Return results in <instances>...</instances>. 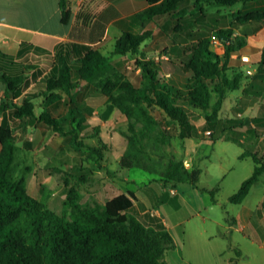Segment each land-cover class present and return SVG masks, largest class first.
<instances>
[{
	"label": "trees",
	"instance_id": "trees-1",
	"mask_svg": "<svg viewBox=\"0 0 264 264\" xmlns=\"http://www.w3.org/2000/svg\"><path fill=\"white\" fill-rule=\"evenodd\" d=\"M147 1L150 5L136 13L138 18L153 20L158 25L159 19L163 18L166 24L175 19L173 30L188 35L190 41L184 43L183 48L187 58L180 64L171 56L156 61L144 47L151 32L132 30H124L107 54L89 45L60 43L54 54L48 56L42 70L36 72L31 71L36 66L8 67L4 64L6 55L0 56V82L4 85V94L0 98V114L3 116L0 125V264H169L166 253L175 247V242L160 216L149 212L141 215L130 210L119 215L118 206H122L120 202L124 196L108 204L82 200L80 188L88 180L85 164L79 165L77 174L66 173L73 176L74 181L64 172L68 189L59 212L33 196L25 178L11 175L16 140L8 116L16 120L27 119L29 125L38 122L50 125L74 150L86 149L87 157L95 162L103 157V149L108 147L106 144H90L79 136L86 124V116L76 103V92L82 82L95 86L107 97L109 105L119 110L128 121V128L123 131L128 139L127 150L121 159L123 166H132L130 162L134 160L144 167L145 162H141L136 154L144 151L151 134H156L157 143L166 144L173 138L184 140L197 136L198 128L191 114L199 111L211 132L219 126L221 130H234L236 134L228 139L244 149L241 157L250 156L255 163L252 174L229 196V201L242 202L264 172V153L260 152L264 147V79L253 75L242 89L243 96L253 93L261 99L255 116L221 119L219 112L227 92L238 89L242 80L249 78L243 71L232 70L229 66L231 55L243 42L231 39L232 29H220L221 35L227 36L225 52L221 56L210 48V38L200 26L199 19H193V25L184 23V19L195 12H204L201 8L204 4L228 6L245 0H195L196 4L190 9L184 7L191 0ZM60 4L62 20L67 22L70 18L69 0H60ZM261 12L240 13L236 20H257ZM161 28L166 32L163 26ZM128 54L135 57V70L139 71L137 80L121 68L122 59L118 58ZM164 62L171 64L169 76ZM263 67L264 48L257 72ZM230 71L233 72L230 74ZM175 72L177 76H174ZM37 80L41 81V93L44 94L38 114L32 100L36 95L27 94L32 81ZM256 82L263 84L256 86ZM63 95L67 97V111L54 115L50 106ZM20 96L21 103L17 100ZM149 107L165 112L169 118L167 128L159 130V121ZM211 138L214 140L216 136L211 134ZM200 172L198 167L189 170L177 161L165 175L177 183L189 181L194 184ZM230 264L238 263L232 260Z\"/></svg>",
	"mask_w": 264,
	"mask_h": 264
},
{
	"label": "rangeland",
	"instance_id": "rangeland-1",
	"mask_svg": "<svg viewBox=\"0 0 264 264\" xmlns=\"http://www.w3.org/2000/svg\"><path fill=\"white\" fill-rule=\"evenodd\" d=\"M136 29L141 30L143 27ZM145 30L149 31L150 28L145 26ZM163 36L153 35L152 41H149L154 55L164 53V50L175 54L171 40L166 35ZM110 49L105 53H109ZM178 54L182 55V59L185 58L181 50ZM173 58L180 64L178 56ZM118 59H122L121 68L124 72L137 80L139 71L135 70V57L128 54ZM163 65L168 71L171 64L164 62ZM42 68L36 66L31 68V71H40ZM256 74L259 79H264V67L254 75ZM41 84L40 80L32 81V85L27 89V94L36 95L32 100L35 103L37 114L41 111L40 104L44 96L41 93ZM255 84L259 86L263 83L256 82ZM240 86H243V82ZM242 89L227 92L219 112L221 119L234 116L252 117L257 114L261 104L260 97L252 92V94L243 96ZM21 97L17 98L19 103H21ZM76 103L86 116V124L79 136L90 144L108 146L104 147L103 157L99 159V162L88 158L86 149L76 151L66 144L63 137L50 125L42 122L29 125L27 119L23 121L10 117L16 140L11 175L15 178H25L29 192L44 200L51 209L57 212L62 209V202L68 189L63 176L66 173L77 174L79 165L85 164L87 169L84 172L88 180L80 188L83 192L82 200L86 202L98 200L108 204L124 196L120 202L122 206H118L119 215H123L128 210L139 213L138 210L145 208L147 212L156 215L162 212L165 217L178 211L183 216L191 213L195 206H201L204 213L217 217L228 216L227 211L231 215L237 212L239 203L229 201L228 197L238 189L245 178L252 174L255 163L250 156L241 157L244 149L238 143L226 139L236 134L234 130H221L219 126L211 132L206 126L204 117L198 113L199 111H195L191 114V119L198 128L197 136L184 140L173 138L170 143L166 144L157 143L158 139L154 138L156 134H151L144 151L136 154L141 162H145L144 167L134 160L130 162L132 166L128 167L121 164L122 156L128 147V139L123 134V131L128 128L126 117L119 110L112 108L107 97L95 86L86 82H82L76 92ZM67 107V97L63 95L62 99L51 104L50 109L54 115H58L65 113ZM149 111L159 121V130L167 128L169 118L164 111L157 107H149ZM171 131L173 132L172 129ZM211 134L216 136V139L213 140ZM262 151L264 153V147L260 149V152ZM177 161H181L183 166L189 170L194 167L201 169L196 183H177L168 179L165 172L169 170L172 163ZM65 176L74 181L73 176L67 174ZM263 181L264 173L262 180L250 189L248 197L252 203H258L263 198ZM174 188L177 194L174 193ZM190 190H193V194ZM213 197L216 198V202L212 201ZM183 198L187 199V202ZM177 201L181 202L179 206ZM186 224V221L183 222L181 226L176 227L175 231L182 234L185 227L189 225ZM237 227L238 231L234 230L231 238L233 244L241 248L244 253L240 257L235 254V251L228 250L224 258L232 256L238 264H250L254 257H251L250 253L253 252L259 257L255 259L258 260L256 262H264V249L251 244L243 237L244 228L239 225ZM182 252L184 253V248ZM166 254H169L166 255V259H169L172 264L176 263L178 258L174 256V251L169 249ZM204 263L209 264L208 260Z\"/></svg>",
	"mask_w": 264,
	"mask_h": 264
},
{
	"label": "crops",
	"instance_id": "crops-1",
	"mask_svg": "<svg viewBox=\"0 0 264 264\" xmlns=\"http://www.w3.org/2000/svg\"><path fill=\"white\" fill-rule=\"evenodd\" d=\"M161 1L158 0L156 3ZM195 4V0H191L184 9H190ZM149 5L147 0H69L70 18L64 22L60 0H0V56L6 55L4 64L8 67L17 69H24L25 66L43 67L49 59L48 56L54 54L60 43H80L99 48L105 53L111 46L110 50L113 49L115 39L124 30L141 33L147 26L151 32V37L144 42L148 54L154 55L149 45L153 35L157 34L160 37L166 35L174 47L173 52L176 51L175 54L169 52L170 56L172 59L178 56L179 61H182L183 57L179 56L178 51L181 50L184 54V43L190 41L188 35L178 34L173 30L175 19H170L169 24H166L163 18H158L159 24L166 29L165 32L162 26L153 20L142 21L138 18L136 13L148 8ZM263 7L264 0L238 1L228 6L204 4L201 7L204 12L197 11L184 19L187 25H193L192 20L199 19L200 26L206 30V35L210 38V48L221 56L224 55V42L227 38L221 35L220 29H232L231 39L243 42V45L231 55L229 66L232 70L236 68L243 71L245 75H247L246 70L251 69L252 75H247L249 78L245 77L242 80L243 86L237 90L243 88L258 70L264 48V12H261ZM250 12H261L262 15L257 20L246 22L236 20L240 13ZM210 25L214 28L209 29ZM141 27L143 29H136ZM241 56H248L250 60L242 61ZM184 57L187 58V55L185 54ZM1 62L0 57V65H2ZM170 72L171 69H168L167 73L171 75ZM232 72L230 71V74ZM174 76H177L176 72ZM3 94L4 85L0 82V98ZM2 120L3 116L0 114V125ZM8 122L11 126L9 116ZM1 147L0 143V150ZM263 173L257 182L262 180ZM262 187L264 190V181ZM173 190L175 193L176 188ZM249 194L250 191L239 203L240 206L235 214L226 212L228 216L217 217L204 213L201 206H195L191 213L183 216L180 215V211L170 213L167 217L163 216L162 212L158 213L157 215L163 219L175 242V247L171 250L174 251V256L178 260L173 264H208L204 263L205 260H208L209 264H230V261L235 260L232 256L224 258L228 250L235 251V254L240 257L244 253L241 248L233 244L231 238L233 231H238V225L244 228V238L251 244L264 249V195L258 203H252L249 200ZM183 199L187 202V199ZM212 201L216 202V198L213 197ZM176 203L178 206L179 203L181 204L180 201ZM138 211L143 214L148 210L143 208ZM185 221L189 225L186 224L187 227L183 233L175 231L176 227L181 226ZM250 256H254L250 264H264V262H256L258 260L255 259L259 257L255 253L251 252ZM167 261L172 264L169 259Z\"/></svg>",
	"mask_w": 264,
	"mask_h": 264
},
{
	"label": "built area",
	"instance_id": "built-area-1",
	"mask_svg": "<svg viewBox=\"0 0 264 264\" xmlns=\"http://www.w3.org/2000/svg\"><path fill=\"white\" fill-rule=\"evenodd\" d=\"M154 57V59L156 60V61H160V60H163V59H168L169 57H170V55L168 54V53H161V54H157V55H154L153 56ZM241 60L242 61H249L250 59H249V57L248 56H241ZM246 74L247 75H252V70L251 69H247L246 70ZM167 76H169L170 74L168 73V74H166Z\"/></svg>",
	"mask_w": 264,
	"mask_h": 264
},
{
	"label": "water",
	"instance_id": "water-1",
	"mask_svg": "<svg viewBox=\"0 0 264 264\" xmlns=\"http://www.w3.org/2000/svg\"><path fill=\"white\" fill-rule=\"evenodd\" d=\"M223 37L226 39L227 38V36L226 35H223Z\"/></svg>",
	"mask_w": 264,
	"mask_h": 264
}]
</instances>
